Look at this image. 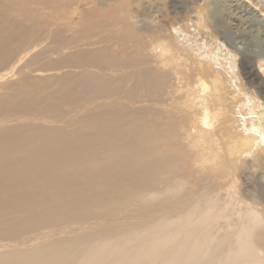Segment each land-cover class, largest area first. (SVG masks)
<instances>
[{"label":"bare ground","instance_id":"1","mask_svg":"<svg viewBox=\"0 0 264 264\" xmlns=\"http://www.w3.org/2000/svg\"><path fill=\"white\" fill-rule=\"evenodd\" d=\"M34 1L0 0V264H264V184L243 179L234 203L208 178L221 151L262 163V14L227 0L234 37L193 15L191 51L209 69L196 81L136 14L112 20L107 0H85L57 15V0ZM88 14L102 20L80 39ZM121 24L145 36L113 41ZM252 38L261 50L237 46Z\"/></svg>","mask_w":264,"mask_h":264},{"label":"rangeland","instance_id":"2","mask_svg":"<svg viewBox=\"0 0 264 264\" xmlns=\"http://www.w3.org/2000/svg\"><path fill=\"white\" fill-rule=\"evenodd\" d=\"M84 1L85 0H57L58 3L56 2L55 8L54 9L50 8L47 11L51 13H57V15L63 14V11H65L67 15V12H74L75 9H77L78 7L81 8L82 6L86 5ZM35 2H37V0L32 2V5L33 3L35 4ZM106 3L108 4L107 9L111 10L108 17L110 16L112 20L113 19L121 20L124 17L126 18L128 16H131L130 23L134 24L135 23L134 16L138 15L146 27L145 28L146 30H144L146 34L148 33L147 32L148 27H149L148 31L154 32L156 27L160 26L162 28V31L160 32L162 39L172 45L171 48L173 49V51L178 52L177 53L178 55H176V57L178 59L180 57L181 59L179 60L184 62L191 69V71L193 72L192 74L194 75L196 81L200 77L202 78L205 76V74L209 73L208 71L209 69L205 67L203 69L197 70V66H196L197 64L195 62L197 63L200 62V57L195 56L193 50L191 51L192 47L190 46H191L192 41L198 38L197 32L192 31V29H189L190 28L189 26L191 25V23H194L192 20L195 21V19H191L193 15H196L200 11V14L204 13L205 16L202 15L203 17L209 18L210 21L220 26L219 30L221 32L225 31L227 33H230L232 37L236 36V33H234L233 26H231L232 25V13L230 11L233 9V7L231 8V6H228L227 0H212V1L211 0H208V1L207 0H204V1L203 0H107ZM238 4L241 5L240 7H245L246 5L248 9L251 7L256 9V11L262 14L261 18L264 20V0H238ZM61 6H64V7L66 6L65 7L66 9L62 8ZM172 6H182V7H185L184 8L185 10H188L189 8V11H193V12L185 11L179 14H175L174 12H171ZM85 8H91V6L87 5ZM71 16H72L71 22L72 21L75 22L78 18L77 14H72ZM83 18L84 20H87L85 21L86 23L84 24L85 26L87 24V26L84 28V31L83 29H81L83 28L82 26L81 28L80 27L78 28L79 30L77 29V27L75 28L76 33L79 34V38L80 39L86 38L87 36L86 32L89 29L92 30V33L90 30V34L96 35L97 30L93 32L94 30L93 26H95L96 25L95 23L99 22L102 19L98 18L97 16L94 17V15L92 16L89 14L87 15L86 18L85 17ZM61 22H64V21H61ZM87 22H90V23H87ZM87 27H89V29ZM173 27L177 29L179 31V34H181L182 36H178L175 30L173 29ZM119 28H122V29L118 31L117 35H114L115 37H113L112 39L113 41H124L125 39L130 37V34L133 36H137V37L144 35L142 34L143 32H140L139 30H136V29L128 30V27L126 26V24L125 25L121 24ZM80 29L83 31L84 37ZM68 31L66 32V34L68 35L74 32V30L72 29H68ZM101 35L99 34L100 37ZM214 36L216 37L218 44L222 48V51L218 50L217 52H225V53L227 51L230 52L231 59L233 60V62L235 61L234 63L235 73H239L241 70V56L239 55V53L235 51L234 49L231 50V47H229L228 43L225 40H223L220 37V35L215 34ZM186 38L188 39V41ZM100 44L98 43L96 46H103V43L101 45ZM237 46L240 49L248 48L251 50L252 49L261 50L259 49V47H262L260 44H258L255 38L247 40L242 44L237 43ZM87 48L89 47L87 46ZM194 57L196 58V60ZM226 59L227 58H225V60ZM203 61L205 63L210 62V61H205V60ZM216 67H217L216 64H214L213 68H216ZM255 68H256V72H258L260 78L262 79V84L264 86V61L257 62ZM207 81L208 79H206L205 82L209 84V82ZM236 82L239 83V80H237ZM226 87L231 93V94H228L227 96L228 98L232 95L235 98V95L239 93L238 91L236 92L234 91L235 89L233 85H230V86L227 85ZM260 89L263 91L264 87ZM239 95L241 96L242 94H239ZM236 97L238 96L236 95ZM228 101H230V99H228ZM255 102L258 104L260 102V104L262 105L261 109L258 110V114L261 117V122H263L264 124V101L263 100L258 101L256 99L253 101V103ZM238 112L239 111H237V113ZM242 115H244L246 120H248L247 122L250 121V115L247 113L246 110L242 111ZM208 119H210V117H208ZM218 143L221 144V139L218 140ZM263 151L262 153H260L261 156L259 155L262 160L261 165L256 162L257 160H256L254 153H250V154L234 153V154H230V156L228 157L229 155L228 153L226 152L222 153L221 151V155L223 157V162H222L223 165H220L218 167L219 169L216 175H214L215 177L214 179L211 175L208 176V178L212 180V182H216V183L222 182L223 183V187H224V189L222 190L223 196L225 194L224 193L225 188L229 186L233 187L234 196H233L232 201L234 203H236V201H239L240 199L244 200L241 195L243 179L246 180L248 186H254V187H248V189L254 188L255 190H257V185L264 184V152ZM230 157H232V159Z\"/></svg>","mask_w":264,"mask_h":264}]
</instances>
